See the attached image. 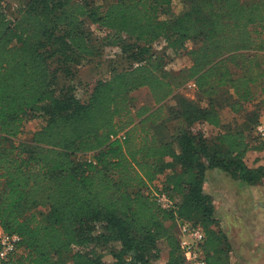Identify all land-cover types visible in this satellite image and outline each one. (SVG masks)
Masks as SVG:
<instances>
[{"label": "trees", "instance_id": "trees-1", "mask_svg": "<svg viewBox=\"0 0 264 264\" xmlns=\"http://www.w3.org/2000/svg\"><path fill=\"white\" fill-rule=\"evenodd\" d=\"M14 1L12 17L0 0V230L22 242L0 264H101L105 253L151 264L161 241L166 264H185L180 219L204 230L207 264H225L203 185L209 169L246 184L264 179V141L254 136L264 112V0H180L175 17L176 0H116L106 9L95 0ZM87 23L107 31L120 54L110 78L81 101L78 69L103 54ZM162 39L191 66L165 71L152 52ZM190 81L208 106L181 98L167 107ZM144 88L154 106L137 108L131 95ZM38 117L45 122L31 141L15 142ZM201 125L214 137L195 130ZM254 149L261 154L249 168ZM87 154L94 160L78 159ZM160 193L171 210L157 203Z\"/></svg>", "mask_w": 264, "mask_h": 264}, {"label": "rangeland", "instance_id": "rangeland-1", "mask_svg": "<svg viewBox=\"0 0 264 264\" xmlns=\"http://www.w3.org/2000/svg\"><path fill=\"white\" fill-rule=\"evenodd\" d=\"M97 4H100L104 9L108 8L111 4H113L116 0H95ZM244 2H249L251 0H243ZM14 0H5V4L11 6L9 8V13L12 17L15 16V5ZM13 6V7H12ZM185 9L184 3L180 0H176L173 2L170 7L171 15L178 16ZM86 28L91 32L93 40H95V45L98 48H102L103 54L99 58H95L90 60L89 62H83L81 67L78 69L77 77L73 82V85L76 86V96L81 100L85 101L91 91L93 90L96 83L100 80H107L110 78V70L114 66V61L118 54H120V49L111 45V41L105 40L107 38L108 32L105 30H101L99 27L92 25L90 23L86 24ZM187 48H192L195 46L193 42H187L185 44ZM152 52L162 58L165 64V71L178 75L182 70L187 69L191 66V60L188 55L184 51L174 46H170L168 42L164 39L155 43L152 47ZM129 66L128 62H122L119 65V68H126ZM187 85V84H186ZM184 85L180 88L177 93L171 97L168 101L165 102V105L169 108H177L181 105V98H185L186 100L192 102H198V105L201 107H207L208 101L204 100L199 102L198 95L196 91L189 90L187 86ZM78 89V90H77ZM133 99V103L135 107H141L144 105L154 106L152 97L147 89H141L139 91L134 92L131 95ZM227 114V118L229 122H232L233 115L229 113L228 110L225 111ZM44 118L38 117L34 120L27 122L25 125L22 134L15 140V142H29L31 141L33 134L44 124ZM177 124L176 121H171L169 123L170 128ZM196 131L202 132L205 138H212L216 131L211 129L207 125H201L195 127ZM256 146V145H254ZM78 159L81 161H92L94 160V156L92 154L80 155ZM160 248V259L158 261L152 262L151 264H166L169 259V246L166 242L161 241L159 243ZM127 261L130 260V256H126ZM125 259V260H126ZM101 264H120L116 258L109 253H105L101 255Z\"/></svg>", "mask_w": 264, "mask_h": 264}, {"label": "crops", "instance_id": "crops-1", "mask_svg": "<svg viewBox=\"0 0 264 264\" xmlns=\"http://www.w3.org/2000/svg\"><path fill=\"white\" fill-rule=\"evenodd\" d=\"M260 154L255 149L248 152L249 168ZM203 188L214 207L213 230L222 238L219 249L225 264H264V179L246 184L225 171L209 169Z\"/></svg>", "mask_w": 264, "mask_h": 264}, {"label": "built area", "instance_id": "built-area-1", "mask_svg": "<svg viewBox=\"0 0 264 264\" xmlns=\"http://www.w3.org/2000/svg\"><path fill=\"white\" fill-rule=\"evenodd\" d=\"M186 86L189 90L197 89L194 81L188 82ZM123 136L124 134L119 135L121 138H124ZM254 136L264 141V121L261 120L255 127ZM155 196L163 210L172 209L173 202L165 193ZM177 236L185 264H207L202 247L206 240V234L200 226L194 225L191 221L180 219L177 222ZM21 242L22 238L18 234H7L0 230V261H7L19 253Z\"/></svg>", "mask_w": 264, "mask_h": 264}]
</instances>
